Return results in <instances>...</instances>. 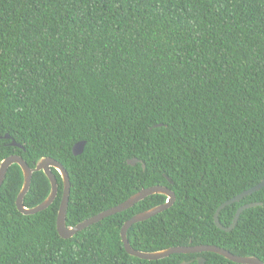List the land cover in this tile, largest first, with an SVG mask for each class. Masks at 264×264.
Instances as JSON below:
<instances>
[{"label": "trees", "instance_id": "obj_1", "mask_svg": "<svg viewBox=\"0 0 264 264\" xmlns=\"http://www.w3.org/2000/svg\"><path fill=\"white\" fill-rule=\"evenodd\" d=\"M13 154L32 167L42 157L65 166L69 226L167 185L176 201L129 228L135 249L214 244L264 262V187L220 211L228 227L242 205L261 203L232 231L215 222L222 203L264 179V0H0V163ZM53 170L55 201L23 214V172L9 168L0 188V264H198L199 256L242 264L215 252L131 255L121 228L166 202L163 194L63 238L64 186ZM50 191L35 171L25 205Z\"/></svg>", "mask_w": 264, "mask_h": 264}, {"label": "water", "instance_id": "obj_2", "mask_svg": "<svg viewBox=\"0 0 264 264\" xmlns=\"http://www.w3.org/2000/svg\"><path fill=\"white\" fill-rule=\"evenodd\" d=\"M5 137L11 138L9 133H7L5 135ZM12 144L14 146H19L21 148L23 147L22 144L18 143L14 139L12 140ZM85 145H86V141H84V140L77 142L73 147V153L75 155L81 154L85 149ZM138 162H141V160L138 158H131L128 160V163L130 165H136ZM13 164H18L21 167L22 172H23L24 183H23V186H22V188H21V190H20V192L16 198L17 208L23 214H35L39 211L45 210L55 201V199L58 195L59 183H58L57 176H56L53 169H56L60 173L62 180H63L64 189H63V195H62V199H61V203H60V207H59V211H58V215H57V230H58L60 236H62L63 238H70V237L74 236L78 231L85 229L86 227L90 226L91 224H94V223H96V222H98V221H100L106 217H109L111 215H114L118 212L129 209V208L133 207L136 203L140 202L141 200L145 199L146 197H148L150 195L163 194L167 197L166 202H164L160 205L154 206V207H152L148 210H145L143 212H139V213L135 214L133 217L128 219L125 222V224L123 225V227L121 228L122 241L124 243L125 249L131 255L137 256L139 258L147 259V260H158V259L168 257L174 253L215 252V253L220 254V255L226 257L227 259L232 260V261L237 262V263L264 264V262L260 258H258L257 256L237 255V254H234L231 251H229L223 247H220V246H217L214 244H200V245H196V246L178 245V246H171V247L166 248V249L155 250V251H143V250L135 249L131 245L129 238H128L129 228L137 222L147 220V219L151 218L152 216H155L158 213H161V212L167 210L168 208H170L175 203L176 194L167 185H154V186H149V187L143 188L140 191L133 194L132 196H130L125 201L119 203L118 205H115L111 208L105 209V210L99 212L98 214L91 216V217L79 222L78 224H76L74 226H69L67 224V212H68V205H69L70 193H71V178H70L69 172L65 168V166L53 157H42L37 162H35V166L32 167L23 158V156L18 155V154L10 155V156L6 157L5 159H3L0 163V188L5 181V178L7 176L9 168ZM143 166L145 168L144 163H143ZM35 171H43L45 173V175L48 177V179L50 181L51 191H50L49 195L47 196V198L44 201H42L40 204L33 206V207H28L25 205L24 201H25L26 194L28 193V191L30 189L33 174ZM170 182L173 183V181L171 179H170ZM263 187H264V179L261 182H259L257 185L251 187L248 190L241 192L240 194L233 197L232 199L227 200L224 203H222L218 207V209L215 213L216 225L224 231H227V232L232 231L236 227L238 220L240 218V215L245 209L259 205L261 203H255L254 202V203H248V204L242 205L237 210V213L235 215V218H234L232 224L228 227L221 224V221L219 218L220 211L225 206L230 205L234 202H238L241 199L245 198L246 196L253 194L256 191L261 190ZM189 263H190V261H183L180 264H189ZM205 263H206V258L203 256H199L198 257V264H205Z\"/></svg>", "mask_w": 264, "mask_h": 264}]
</instances>
